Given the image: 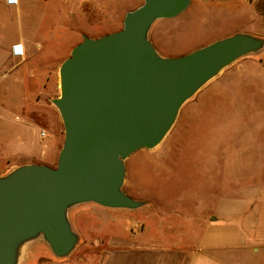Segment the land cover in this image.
<instances>
[{"label":"water","instance_id":"water-1","mask_svg":"<svg viewBox=\"0 0 264 264\" xmlns=\"http://www.w3.org/2000/svg\"><path fill=\"white\" fill-rule=\"evenodd\" d=\"M192 1L144 0L121 30L85 37L63 62L61 95L53 102L65 131L56 167L27 165L0 177V264H20L24 247L40 237L56 256L70 255L79 241L69 221L73 206L139 208L122 191L124 161L159 144L184 102L224 67L264 49L263 39L237 34L161 57L150 28L178 17Z\"/></svg>","mask_w":264,"mask_h":264},{"label":"rangeland","instance_id":"rangeland-1","mask_svg":"<svg viewBox=\"0 0 264 264\" xmlns=\"http://www.w3.org/2000/svg\"><path fill=\"white\" fill-rule=\"evenodd\" d=\"M237 34L264 40V0H193L178 17L155 22L148 39L158 55L176 58ZM58 79L57 89L39 92V99L60 97V70ZM64 140L61 125L59 153ZM124 163L122 191L139 208L73 206L74 251L58 257L40 237L24 247L20 264H60L107 247L112 237L194 240L202 223L264 198V49L224 67L184 102L159 144Z\"/></svg>","mask_w":264,"mask_h":264},{"label":"crops","instance_id":"crops-1","mask_svg":"<svg viewBox=\"0 0 264 264\" xmlns=\"http://www.w3.org/2000/svg\"><path fill=\"white\" fill-rule=\"evenodd\" d=\"M143 3L19 0L9 6L0 0V177L27 165L57 164L63 120L53 101L38 93L57 89L61 65L85 37L121 30L126 14ZM18 43L26 52L20 59L11 54ZM199 228L194 240L175 243L112 237L107 247L98 243L60 264H264L263 197Z\"/></svg>","mask_w":264,"mask_h":264},{"label":"built area","instance_id":"built-area-1","mask_svg":"<svg viewBox=\"0 0 264 264\" xmlns=\"http://www.w3.org/2000/svg\"><path fill=\"white\" fill-rule=\"evenodd\" d=\"M19 0H6V4L9 6H16L18 5ZM11 54L14 58H23L25 57V47L23 44L18 43L12 46ZM44 135V134H43Z\"/></svg>","mask_w":264,"mask_h":264}]
</instances>
